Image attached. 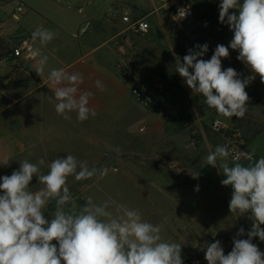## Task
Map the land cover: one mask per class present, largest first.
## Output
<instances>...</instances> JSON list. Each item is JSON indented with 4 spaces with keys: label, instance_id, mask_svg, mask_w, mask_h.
Returning <instances> with one entry per match:
<instances>
[{
    "label": "clouds",
    "instance_id": "1",
    "mask_svg": "<svg viewBox=\"0 0 264 264\" xmlns=\"http://www.w3.org/2000/svg\"><path fill=\"white\" fill-rule=\"evenodd\" d=\"M232 9L238 14L230 13ZM178 15L186 17L187 9L178 10ZM219 21L233 32L229 45L218 44L208 60L202 58L208 44L196 45L183 62L176 60L175 71L193 94L204 97L209 108L227 119H240L247 112L246 86L256 75L264 83V0H221ZM55 35L37 27L31 40L47 46ZM229 48L238 51L237 59L252 76L241 79L235 69L222 68V58L229 57ZM28 58L34 62L37 75H43L48 56L42 55L41 47L30 46ZM47 83L57 115L69 119V113L75 112L80 122L96 116L89 107L92 93L79 89L81 74L52 68ZM96 86L104 90L100 81ZM209 148L207 165L218 167L217 162L222 161L218 169L226 178L221 184L232 188L230 212L238 216L250 213L254 223L248 238H234L227 254L218 240L207 245V264H264V252L252 243L254 237L264 241V156L255 159V148L240 153L231 151L227 144ZM45 164L44 159L36 163L25 159L18 170L0 177V264H183L181 244L164 240L161 227L143 219L138 209L121 204L110 210L111 200L98 204L91 196L77 209L68 178L88 180L98 172L106 175L107 169L89 168L86 161L71 154L47 163L46 174L41 171ZM191 174L193 178L198 176L196 172ZM33 177L42 185L37 191L30 188ZM52 201L55 211L51 219H46L45 208ZM244 232L240 228L237 236Z\"/></svg>",
    "mask_w": 264,
    "mask_h": 264
},
{
    "label": "rangeland",
    "instance_id": "2",
    "mask_svg": "<svg viewBox=\"0 0 264 264\" xmlns=\"http://www.w3.org/2000/svg\"><path fill=\"white\" fill-rule=\"evenodd\" d=\"M16 1L9 7L11 10L19 5L20 1ZM33 1L40 10L54 15L65 14L75 22L89 20V13L103 18L111 12L109 4L101 0H94L91 5L87 0L80 3L62 0L58 4L54 0ZM79 5L83 9L82 14L78 13ZM156 6V0H125L121 13L146 17L152 30L148 35H137L126 31L118 20L113 25V31L120 32L121 36L112 44L120 48L122 64L138 77V87L161 90V99L170 110V116L163 124L164 129H161L163 133L155 130L157 124L153 121L143 120L145 116L138 127L139 134L134 136H113L96 123L92 132L100 137L103 135L114 146L106 159L89 168L107 169V174L101 176L98 172L93 178L81 181L68 178L67 183L77 209L85 204L89 196L98 204L111 200L110 210L121 204L138 209L143 219L161 227L164 240L181 244L183 264L193 257L196 245L202 246L201 258L203 264H207L205 251L212 243V235L218 233L233 239H247L253 222L250 213L238 216L230 212L232 188L221 184L226 178L218 169L222 161L217 162L218 167L207 165L209 146L214 149L216 145L227 144L229 148L235 145L246 151L255 148L256 159L264 156V99H250L247 112L240 119H227L209 108L204 97L193 94L175 71L176 60L183 62L189 49L205 43L208 44V52L202 58L208 60L214 53L210 42L215 39L217 44L228 46L233 32L229 36L224 35L220 25L201 31L195 21L170 30L162 18L151 14ZM229 53L228 58H222V68L231 67L241 79L247 78L252 72L237 59L238 51L229 48ZM144 109L160 117L157 109ZM185 112L192 114L194 121L188 129L180 131L176 122ZM214 120L228 123L230 129L223 134L215 133L210 127ZM87 152V144L79 137L71 139V149L65 151L79 161H86L89 166L91 156ZM192 172L198 173L197 178H193ZM32 181L38 182V179ZM240 228L245 232L238 237ZM252 243L264 252V241L259 237L252 238Z\"/></svg>",
    "mask_w": 264,
    "mask_h": 264
},
{
    "label": "crops",
    "instance_id": "3",
    "mask_svg": "<svg viewBox=\"0 0 264 264\" xmlns=\"http://www.w3.org/2000/svg\"><path fill=\"white\" fill-rule=\"evenodd\" d=\"M15 1L0 0V177L11 175L25 159L33 163L44 159L46 164L41 166V171L46 174L47 163L67 155L65 151L71 149V139L78 137L88 146L87 153L91 156L89 167L96 165L108 157L114 146L103 135L100 137L92 132L96 123L113 136H134L139 134L138 127L145 116L143 120L153 121L157 124L155 130L163 133L161 129L168 119L149 113L132 98L131 91L140 86V81L122 64L120 48L112 44L121 35L113 31V25L119 19L109 16L113 12L120 14L125 0H101L109 4L110 13L103 18L89 13V20L77 22L69 20L65 14L54 15L40 10L33 0H19L24 10L20 13L22 15L15 14V9L9 8ZM54 1L58 4L62 0ZM87 1L91 5L94 0ZM232 12L238 14L235 9L230 10ZM165 26L175 30L166 23ZM37 27L56 34L47 46L35 43V47H41L42 55L48 56L43 75H37L31 59L7 60L4 55L20 39L31 36ZM215 41L210 42L214 50L218 45ZM52 68H65L70 73L83 76L79 89L92 93L89 107L96 111V116L80 122L75 112L69 113V119L57 115L55 100H50L53 93L47 83ZM32 74L37 75L39 82L33 80ZM96 81L102 83L103 91L96 86ZM5 161L7 165H4ZM41 187L38 182L30 184L32 191ZM54 211L55 203L49 202L45 218L51 219Z\"/></svg>",
    "mask_w": 264,
    "mask_h": 264
},
{
    "label": "built area",
    "instance_id": "4",
    "mask_svg": "<svg viewBox=\"0 0 264 264\" xmlns=\"http://www.w3.org/2000/svg\"><path fill=\"white\" fill-rule=\"evenodd\" d=\"M157 6L151 14L162 16L169 28L176 29L181 26V24L187 23L189 21H195L196 27L201 31H207L213 27H218L220 25L222 33L226 36H229L232 31L227 24H222L219 21V4L221 0H207V3L210 7V10L207 12L198 11L196 4L193 0H156ZM187 9V15L184 18H180L178 15V10ZM24 6L20 3L19 6L15 9L16 14L22 13ZM78 12L82 14L83 9L79 8ZM112 19H119L120 22L125 26L126 31L145 36L148 35L152 26L147 20L146 17H134L132 13H117L113 12L109 16ZM30 46L35 47V44L31 40V36H27L19 40L18 43L11 46L6 50L5 57L9 59H29L28 58V49ZM5 59V58H4ZM160 89V86L158 85ZM161 90H153L146 86L133 88L131 91L132 98L143 108H152L157 109V114L165 119L170 116V110L167 103L163 102L161 99ZM211 129L215 133L223 134L230 129V125L222 120H214L211 125ZM144 129H142L143 131ZM234 153L248 152L238 146L233 145L230 148ZM231 159V157H230ZM256 159V158H255ZM254 221L251 223V228ZM261 228L263 226L261 225ZM220 241L221 246L224 249L225 254L230 252L233 248V238L227 237L223 234L215 233L211 237V242ZM202 255V246L193 247V257L186 262V264H203L201 258Z\"/></svg>",
    "mask_w": 264,
    "mask_h": 264
},
{
    "label": "trees",
    "instance_id": "5",
    "mask_svg": "<svg viewBox=\"0 0 264 264\" xmlns=\"http://www.w3.org/2000/svg\"><path fill=\"white\" fill-rule=\"evenodd\" d=\"M193 2L196 4V7L200 12H207L210 10L207 0H193ZM31 76L34 81L39 82L37 75L32 74ZM245 90L248 93L249 100L264 99V83L261 82V79L258 75L251 83H248ZM193 121L194 116L188 112H185L184 114L180 115L179 120L176 122V127L178 130L184 131L190 127Z\"/></svg>",
    "mask_w": 264,
    "mask_h": 264
}]
</instances>
